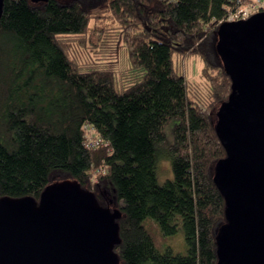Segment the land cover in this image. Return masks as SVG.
Instances as JSON below:
<instances>
[{"label": "trees", "instance_id": "16d2710c", "mask_svg": "<svg viewBox=\"0 0 264 264\" xmlns=\"http://www.w3.org/2000/svg\"><path fill=\"white\" fill-rule=\"evenodd\" d=\"M246 1L5 0L0 197L39 200L48 185L74 179L121 212L119 264H216L226 199L213 167L227 152L213 110L232 81L215 32ZM118 43L129 62L117 77ZM173 51L202 58L203 84L174 68ZM161 154L173 173L164 183ZM147 217L166 234L181 227L186 253L158 249Z\"/></svg>", "mask_w": 264, "mask_h": 264}, {"label": "water", "instance_id": "95a60500", "mask_svg": "<svg viewBox=\"0 0 264 264\" xmlns=\"http://www.w3.org/2000/svg\"><path fill=\"white\" fill-rule=\"evenodd\" d=\"M215 35L232 81L213 110L227 152L213 167L226 199L216 264H264V11L225 21ZM120 216L70 178L48 185L39 200L0 197V264H119Z\"/></svg>", "mask_w": 264, "mask_h": 264}, {"label": "rangeland", "instance_id": "374dc122", "mask_svg": "<svg viewBox=\"0 0 264 264\" xmlns=\"http://www.w3.org/2000/svg\"><path fill=\"white\" fill-rule=\"evenodd\" d=\"M110 58V60L112 61L111 67L114 68L115 74L118 77L119 70L125 67V65H127L129 62L128 53L126 49L122 47L121 43L117 44ZM172 60L174 68L181 72L187 80L200 84L204 83V80L202 79V71L205 65L201 57L195 54L185 56L178 51H173ZM116 86L117 88H120L118 79ZM177 122L178 120L173 118L167 125L166 133L169 136H171L172 127ZM157 176L160 183H164L166 180L173 177V173L170 167V161L164 154H161L158 163ZM143 223L144 225L149 227L158 249L163 251L167 247H171L176 253H186L187 244L181 227H179L177 232L170 235L166 234L161 228H159L158 223L151 217L145 218Z\"/></svg>", "mask_w": 264, "mask_h": 264}, {"label": "built area", "instance_id": "2783aa9c", "mask_svg": "<svg viewBox=\"0 0 264 264\" xmlns=\"http://www.w3.org/2000/svg\"><path fill=\"white\" fill-rule=\"evenodd\" d=\"M263 9H264V0H248L246 2H242L240 7L229 15L227 21L247 19L253 14L263 11ZM91 140L92 141L90 143L92 144V146H96L99 143L98 140H94V139Z\"/></svg>", "mask_w": 264, "mask_h": 264}]
</instances>
